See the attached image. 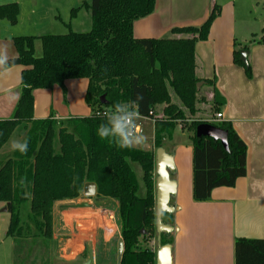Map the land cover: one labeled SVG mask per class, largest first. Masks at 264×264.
Listing matches in <instances>:
<instances>
[{
  "label": "trees",
  "instance_id": "trees-1",
  "mask_svg": "<svg viewBox=\"0 0 264 264\" xmlns=\"http://www.w3.org/2000/svg\"><path fill=\"white\" fill-rule=\"evenodd\" d=\"M156 0H91L92 28L88 32H68L43 36H18V50L10 58L11 66L23 65L22 95L10 119L0 120V150L21 124L27 129L28 152H13L0 166V202L11 212L8 235H15L21 226V207L29 203L38 226L48 238L53 234V206L56 201L83 195L84 185L97 186L96 198L114 200L118 204L124 253L120 264H156L149 245L156 235L157 211L155 194V154L134 147L120 149L97 136V127L105 122L103 113L115 103L137 101L142 117L154 118L157 148L164 138L172 136L180 120L197 112L195 45L209 36L213 21L220 12L215 5L208 18L199 26L177 27L174 34L188 37L136 38L134 23L150 15ZM17 3L0 5V19L16 23ZM77 8L72 9L73 15ZM40 38L43 55H35L34 42ZM255 40V39H254ZM247 47V46H246ZM236 62L244 64L236 54ZM88 79L86 102L92 108L88 116L58 120L53 116L34 119V91L60 85L65 89L69 79ZM22 87V86H21ZM172 92L183 107L172 101ZM106 102L102 103L101 97ZM225 103L216 92L212 108L220 110ZM165 105L163 116L156 114L158 105ZM209 122L228 131L230 150L220 141L197 137L196 128ZM193 133V195L198 202L208 201L217 187H234L247 173V146L228 121H192ZM23 139V140H24ZM56 140L59 148L56 147ZM132 163L140 164L146 187L139 195L138 177ZM25 184L21 186V179ZM28 193L29 195H25ZM172 213L162 219L171 224ZM171 219V220H170ZM142 230L145 232L142 233ZM162 233V244H170ZM87 257V256H86ZM235 264H264V239L240 237L235 242Z\"/></svg>",
  "mask_w": 264,
  "mask_h": 264
},
{
  "label": "crops",
  "instance_id": "crops-1",
  "mask_svg": "<svg viewBox=\"0 0 264 264\" xmlns=\"http://www.w3.org/2000/svg\"><path fill=\"white\" fill-rule=\"evenodd\" d=\"M29 1L0 0V5L15 2L20 10L15 24L0 19V47H7L10 58L18 55L15 37L85 32L92 24L88 20L84 25L79 12L73 15L72 9L76 7L71 8L65 19L56 15L53 9L24 6ZM215 5L220 6V12L212 23L209 36L195 45V74L210 88L208 96L212 102L216 92L225 100L217 112L223 113L221 121L230 122L246 143L247 173L234 187H217L210 200L198 202L193 195L192 134L189 133L186 140L172 134L162 141V147L174 157L175 169L170 178L177 183L176 194L170 200L175 207L171 220L174 231L167 233L171 239V264H235L237 238L264 239V27L259 34L239 13L236 0H202L198 4L196 0H156L154 11L134 23V36H191L174 34L172 30L201 26ZM61 24L69 31L63 32ZM79 25L84 27L83 30L76 28ZM34 49L37 57L43 55L40 38L35 40ZM242 50H248L247 65L251 75L246 65L236 62V54L241 57ZM25 68L13 65L10 74L0 76V120L10 119L14 114L20 99L11 102L8 91L21 89ZM88 82L84 78L69 79L65 89L54 85L35 90L33 118L53 116L62 120L90 115L92 108L86 102ZM215 115L214 112L206 120L216 122ZM157 149L154 151L155 164ZM2 150L0 166L10 157L5 158L6 153H1ZM101 203L97 198L86 196L84 189L79 198L56 201L53 234L48 238L45 229L37 225L29 203L21 207L20 229L15 235H8L12 214L7 203L0 202V218L1 214H6L8 221L5 237H0V241L9 239L0 251V264H83L88 257L92 264H99V248L101 253L119 254L118 243L122 236L116 217L118 204L114 200ZM110 205H114L115 210ZM161 245L162 237L159 238L156 230L150 245L156 264Z\"/></svg>",
  "mask_w": 264,
  "mask_h": 264
},
{
  "label": "rangeland",
  "instance_id": "rangeland-1",
  "mask_svg": "<svg viewBox=\"0 0 264 264\" xmlns=\"http://www.w3.org/2000/svg\"><path fill=\"white\" fill-rule=\"evenodd\" d=\"M91 0H34L29 1L28 3H24V6H27L29 8H44V9H53L56 15L61 16V18L67 19L68 14L71 10V8L76 7L77 8V14L79 12L80 19L82 23L85 25L88 20L92 21L91 11L87 7L86 3H90ZM202 0H196V4L200 3ZM236 5L238 7V11L241 15H243L245 18H247V21H249L250 24L254 26V28L257 30L259 34H261V30L264 27V0H236ZM76 14V15H77ZM92 23V22H91ZM62 26V24H61ZM76 27V26H75ZM78 30H83V26L79 25ZM92 28V24L89 29H87L88 32ZM61 29L63 32H67L68 27L66 25L62 26ZM181 34H187L189 33H180ZM211 85V84H210ZM210 88L202 85L199 92H198V102H197V112L194 114H191L186 108L184 110L186 111V117L184 120H180L178 122V126L176 130L174 131V137L175 138H181L182 140L188 139L189 133H193V129L191 128L192 121L195 120H206L211 117V115L214 114V109L212 108L213 102L211 101V98L208 96ZM172 101L180 106L183 107L182 102L180 99L172 92ZM165 105H158L156 107V114L159 117L163 116V108ZM142 123V134L145 136L146 140L145 143L141 146H137V148H141L144 150L151 149V151H155L157 148L154 143V137H155V127H154V121L151 118L146 119H140ZM17 132L13 135L12 140H23L24 137L27 134V129L24 127L23 124L18 126L16 128ZM15 130V131H16ZM14 131V132H15ZM165 139V138H164ZM10 140V139H9ZM8 142L7 146H3V150L1 153H6L5 158L12 156L13 151L10 150V143ZM165 147H167V144H164ZM56 147L59 148V143L56 140ZM1 155V154H0ZM132 166L136 172V175L138 177V182L140 185L139 188V195L144 196L146 192L145 183L143 180V170L138 163H132ZM153 177L155 180V186H156V179H157V172H156V166L153 173ZM156 192V191H155ZM91 198L95 199V196H90ZM102 204V203H101ZM111 208H114V205H110ZM116 217L118 222L119 221V215H118V208H116ZM6 214H1L0 218V237L3 239L5 237V228L7 226L8 221H6ZM171 220V219H170ZM6 241V242H5ZM8 240L0 241V251L3 250L6 247V243H8ZM153 239L151 240V242ZM151 242L149 245H151ZM98 261L99 264H118L119 263V254L115 252H104L101 253V249H98Z\"/></svg>",
  "mask_w": 264,
  "mask_h": 264
},
{
  "label": "water",
  "instance_id": "water-1",
  "mask_svg": "<svg viewBox=\"0 0 264 264\" xmlns=\"http://www.w3.org/2000/svg\"><path fill=\"white\" fill-rule=\"evenodd\" d=\"M248 50L241 51V61L244 64H248L247 60ZM204 81L197 83V90L199 91ZM102 103L106 102L105 96L101 97ZM197 137L207 136L215 141H220L224 148L229 151L228 131L215 126L209 122H202L196 128ZM175 169L174 157L172 154L166 152L161 146L156 152V170H157V182H156V210H157V223L156 230L161 237L162 233H170L174 231V226L165 223L162 219L163 213H173L175 207L171 205L170 200L176 194L177 183L174 179L170 178V173ZM84 194L86 196H95L97 194V186L93 182H87L84 185ZM145 231L142 230V233ZM125 245L124 240L121 239L118 243L119 260H122ZM83 264H92L91 257ZM157 264H171V246L170 244L161 245L157 253Z\"/></svg>",
  "mask_w": 264,
  "mask_h": 264
},
{
  "label": "clouds",
  "instance_id": "clouds-1",
  "mask_svg": "<svg viewBox=\"0 0 264 264\" xmlns=\"http://www.w3.org/2000/svg\"><path fill=\"white\" fill-rule=\"evenodd\" d=\"M11 72V62L8 55L7 47H0V76H6ZM20 90H9L8 96L11 102H17L21 95L22 89L30 88L31 85L21 81ZM142 97H137V101ZM137 101L129 103H115L103 113L105 122L97 127V136L101 140H107L115 144L120 149H132L145 143V136L142 134L137 121L141 119V113L138 110ZM28 140H12L10 150L25 155L28 152ZM21 186L25 184V179L20 181ZM25 195H29L25 193Z\"/></svg>",
  "mask_w": 264,
  "mask_h": 264
},
{
  "label": "built area",
  "instance_id": "built-area-1",
  "mask_svg": "<svg viewBox=\"0 0 264 264\" xmlns=\"http://www.w3.org/2000/svg\"><path fill=\"white\" fill-rule=\"evenodd\" d=\"M222 118H223V113L222 112H217L216 115H215L214 121L219 122V121L222 120ZM151 119H153V121H154V118H151ZM137 124L140 126L141 131H142V123H141L140 119L137 121Z\"/></svg>",
  "mask_w": 264,
  "mask_h": 264
}]
</instances>
